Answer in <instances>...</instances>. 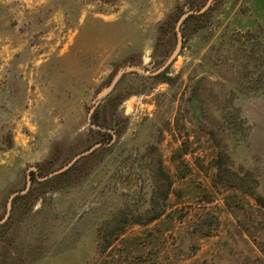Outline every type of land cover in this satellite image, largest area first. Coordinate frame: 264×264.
Returning <instances> with one entry per match:
<instances>
[{
	"label": "rangeland",
	"instance_id": "rangeland-1",
	"mask_svg": "<svg viewBox=\"0 0 264 264\" xmlns=\"http://www.w3.org/2000/svg\"><path fill=\"white\" fill-rule=\"evenodd\" d=\"M207 2L0 0V264H264V0L188 16L88 123Z\"/></svg>",
	"mask_w": 264,
	"mask_h": 264
},
{
	"label": "water",
	"instance_id": "water-1",
	"mask_svg": "<svg viewBox=\"0 0 264 264\" xmlns=\"http://www.w3.org/2000/svg\"><path fill=\"white\" fill-rule=\"evenodd\" d=\"M212 2L213 0H208V2L200 9L198 10H187L180 18L179 20L177 21L176 25H175V31H176V45H175V48L174 50L172 51V53L170 54V56L166 59V61L164 62V64L159 67L157 70L155 71H148V70H145L143 68H140L138 66H129V67H125V68H122L120 69L114 76L111 84L102 89L96 96V99H95V104L94 106L92 107V109L90 110V113H89V116H88V123L89 125L92 127V128H96L100 131H105L104 129H101L100 127L96 126V125H92L91 122H90V115L92 114L95 106L100 102V100L106 96L107 94H109L116 86V84L118 83V81L120 80V78L125 75V74H128V73H132V72H137V73H141V74H144V75H147V76H156V75H159L161 74L173 61L174 59L178 56L180 50H181V47H182V42H183V37H182V32H181V26H182V23L183 21L190 15L192 16H198V15H201V14H204L209 8L210 6L212 5ZM113 135V133H112ZM106 146L105 144H96L94 145L93 147H91L89 150L77 155L76 157H74L68 164H66L64 167L60 168L59 170L49 174L48 176H45V177H42V178H39V180H46L48 179L49 177H53L55 175H59L61 173H63L64 171H66L76 160H78L79 158L83 157V156H86L88 154H90L91 152H93L96 148H99V147H104ZM32 170H34V168H32ZM29 185H30V180L27 179V184H26V188L21 191V192H15L13 193L10 198H9V201L7 203V206H6V212L3 216V218L0 219V224H3L4 222H6V220L8 219L9 217V214L11 212V202H12V199L18 195H22V194H25L29 188Z\"/></svg>",
	"mask_w": 264,
	"mask_h": 264
},
{
	"label": "trees",
	"instance_id": "trees-1",
	"mask_svg": "<svg viewBox=\"0 0 264 264\" xmlns=\"http://www.w3.org/2000/svg\"><path fill=\"white\" fill-rule=\"evenodd\" d=\"M70 169V168H69ZM68 169V170H69ZM68 170H66V171H68ZM65 171V172H66ZM65 172H63L62 173V175H65ZM169 187H170V183H168V184H166V190H168L169 189ZM167 201H168V195H167V192H165V196H164V202L165 203H167ZM154 206V205H153ZM160 218V215H155V216H151V217H149L148 219H147V222H152V221H155V220H157V219H159Z\"/></svg>",
	"mask_w": 264,
	"mask_h": 264
}]
</instances>
